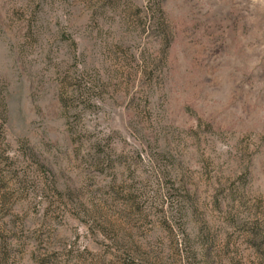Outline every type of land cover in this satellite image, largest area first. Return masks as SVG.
I'll list each match as a JSON object with an SVG mask.
<instances>
[{"label":"rangeland","instance_id":"obj_1","mask_svg":"<svg viewBox=\"0 0 264 264\" xmlns=\"http://www.w3.org/2000/svg\"><path fill=\"white\" fill-rule=\"evenodd\" d=\"M0 264H264V0H0Z\"/></svg>","mask_w":264,"mask_h":264}]
</instances>
